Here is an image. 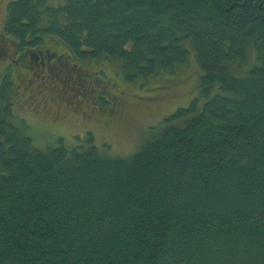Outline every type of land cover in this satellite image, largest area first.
Masks as SVG:
<instances>
[{
	"label": "trees",
	"instance_id": "obj_1",
	"mask_svg": "<svg viewBox=\"0 0 264 264\" xmlns=\"http://www.w3.org/2000/svg\"><path fill=\"white\" fill-rule=\"evenodd\" d=\"M51 2L9 0L0 28V264H264V0ZM191 55L199 97L131 155L91 132L40 148L14 118L21 65L55 79L63 64L67 81L64 59L119 62L137 84ZM92 74L63 89L70 101L94 84V108L128 123L125 92Z\"/></svg>",
	"mask_w": 264,
	"mask_h": 264
},
{
	"label": "rangeland",
	"instance_id": "obj_2",
	"mask_svg": "<svg viewBox=\"0 0 264 264\" xmlns=\"http://www.w3.org/2000/svg\"><path fill=\"white\" fill-rule=\"evenodd\" d=\"M8 1L0 0V28L6 17L5 7ZM52 1L51 3L59 2V0ZM61 51L69 52L64 45ZM194 60V56L191 55L186 63L177 65L176 68L164 72L157 78H152L149 80L150 83L147 81L137 84L125 80L122 69H118L119 62L106 65L102 61L92 59L79 60L73 57L71 62L64 59L63 62L68 67L71 66L72 78H67V81L62 80L65 72L63 64L58 66L60 70L58 74L53 71L52 76L54 75L55 79L50 78L49 75L43 77V74H38L35 67L28 69L21 65L15 71L20 93L14 99V118L17 120L22 118L28 122L29 134L34 144L40 148L60 145V139L68 149L87 146L88 142L84 138L91 132L95 137L96 146L103 153L110 156H128L138 150L144 137L153 133L154 128L166 115L188 105L193 98L199 97L198 66ZM2 66L0 72L3 70ZM102 70L107 74L102 73ZM81 72L86 74L96 72L97 78L101 75L105 79L112 78L109 80L117 82L118 90L126 94V98L123 99H126L128 105L126 119L130 122L120 124L122 120L113 117L117 114L113 109L94 108L100 91H104V88H97L94 84L89 86L91 92L96 88L94 94H87L89 101L87 97L84 98L87 100L81 97V104L70 101L72 97L65 94L63 89L73 85L76 86V90L79 81L75 76ZM58 76L62 77L59 79ZM163 85L166 89H163L165 88ZM162 91L164 92L160 95ZM105 94L107 95L105 97L110 96L109 93ZM154 95L157 98L150 106L133 102L138 97ZM92 96L96 97L92 98ZM202 101L200 99L199 105ZM98 104L103 105L105 102L100 100Z\"/></svg>",
	"mask_w": 264,
	"mask_h": 264
},
{
	"label": "flooded vegetation",
	"instance_id": "obj_3",
	"mask_svg": "<svg viewBox=\"0 0 264 264\" xmlns=\"http://www.w3.org/2000/svg\"><path fill=\"white\" fill-rule=\"evenodd\" d=\"M75 95H78V94H75ZM72 103H74V101H72Z\"/></svg>",
	"mask_w": 264,
	"mask_h": 264
}]
</instances>
